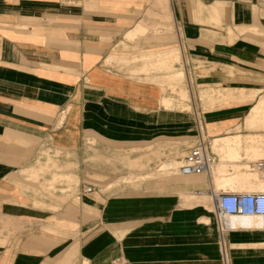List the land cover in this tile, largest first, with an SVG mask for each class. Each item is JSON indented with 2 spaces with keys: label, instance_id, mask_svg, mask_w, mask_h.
<instances>
[{
  "label": "crops",
  "instance_id": "1",
  "mask_svg": "<svg viewBox=\"0 0 264 264\" xmlns=\"http://www.w3.org/2000/svg\"><path fill=\"white\" fill-rule=\"evenodd\" d=\"M252 1L0 0V264H222L217 163L164 166L264 134ZM224 230L232 264H264V224Z\"/></svg>",
  "mask_w": 264,
  "mask_h": 264
},
{
  "label": "rangeland",
  "instance_id": "2",
  "mask_svg": "<svg viewBox=\"0 0 264 264\" xmlns=\"http://www.w3.org/2000/svg\"><path fill=\"white\" fill-rule=\"evenodd\" d=\"M256 3L257 1H252ZM243 42L247 43L248 46L255 50H258L260 54H262V49L261 46L256 42V41H251L249 39L243 38ZM173 89V87L171 86ZM264 98V95H263ZM259 102L256 103L258 105ZM262 111V116L260 117V120L257 122H254L253 124H248L246 123L245 120V126L248 129L251 130H264V105L261 109ZM247 119V118H246ZM237 140H240L236 142L235 144L237 145V150L239 155L238 156H231L230 151H228L226 148L221 149L218 151L221 155L220 160H218L217 157V168L220 169L218 173V179H219V185H217V182L214 181V177L211 176L212 179V184L215 187V191L217 190H235V191H260L264 190V188L259 187V183L263 179H261L259 172L255 169L254 165L256 162H259L263 160L264 158H253L250 155H246V152L244 151L245 144L247 141H250L252 138L260 139L264 142V134L260 133H255V134H247V135H236ZM184 155L185 151H182ZM181 152V153H182ZM181 153H179L181 155ZM178 154V156H180ZM168 158V156L165 158V160ZM170 162L174 161V159L169 160ZM157 168H160L158 166ZM164 169H168L167 166H164ZM212 198L209 201V206L208 208L210 209V215L211 219L214 222V225H216L217 229V241H216V247H217V254L221 257L222 264H232L231 257L229 255L230 250V241L227 240L228 235L227 231L221 232L218 227L217 223V217L215 214L214 209H212ZM214 207V205H213ZM214 211V213L212 212ZM236 218V217H233ZM239 219V218H238ZM228 222V219L226 220V224ZM240 222L242 226L246 225H253L257 224L258 221H252L250 219H244L241 220Z\"/></svg>",
  "mask_w": 264,
  "mask_h": 264
},
{
  "label": "built area",
  "instance_id": "3",
  "mask_svg": "<svg viewBox=\"0 0 264 264\" xmlns=\"http://www.w3.org/2000/svg\"><path fill=\"white\" fill-rule=\"evenodd\" d=\"M263 2L264 0H254ZM217 162V156L207 150L204 141H199L188 149L182 158L177 171L181 175L210 174V170ZM255 169L264 179V160L256 162ZM87 187L86 191H91ZM215 215L221 232L225 231V218L230 216H264V191H235L216 190L212 194ZM110 264H131L123 257H116Z\"/></svg>",
  "mask_w": 264,
  "mask_h": 264
},
{
  "label": "bare ground",
  "instance_id": "4",
  "mask_svg": "<svg viewBox=\"0 0 264 264\" xmlns=\"http://www.w3.org/2000/svg\"><path fill=\"white\" fill-rule=\"evenodd\" d=\"M252 113V112H251ZM186 154V153H185ZM184 154V155H185ZM184 155L183 156H181L179 159H178V161H177V164L175 165V163H174V161H172V162H170V161H167L166 162V166L168 167V169H172V168H175L176 167V169L178 168V166H179V164H180V162H181V160H182V158L184 157ZM217 163V162H216ZM214 166V165H213ZM212 166V167H213ZM188 175H190V174H188ZM262 179V178H261ZM262 181H264V179L262 180ZM212 198V197H211ZM212 200H213V198H212ZM233 217H236V218H233ZM239 218V219H238ZM228 219V222H227V224H226V220ZM240 219L241 220H244V219H250V220H252V221H258V223L257 224H251V226H255V227H261L263 224H264V216H230V217H227V218H225V226H227V225H230V226H234V227H236V226H240L241 225V222H240Z\"/></svg>",
  "mask_w": 264,
  "mask_h": 264
}]
</instances>
